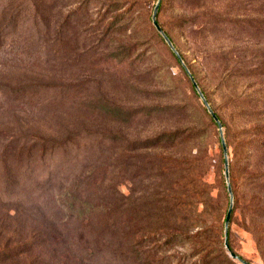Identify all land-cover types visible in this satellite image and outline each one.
<instances>
[{
	"label": "rangeland",
	"instance_id": "1",
	"mask_svg": "<svg viewBox=\"0 0 264 264\" xmlns=\"http://www.w3.org/2000/svg\"><path fill=\"white\" fill-rule=\"evenodd\" d=\"M156 3L0 0V134L66 143L36 163H12L23 179L19 187H6L16 188L7 197L11 214L31 200L35 176L61 182L97 160L106 173L103 162L114 155L111 136L134 141L172 134L189 124L180 121L185 114L194 123L193 139L176 134L167 139L168 151L203 150L205 180L224 232L230 196L220 130L153 25ZM158 20L223 123L233 190L231 247L250 264H264V192H256L249 177L264 172L258 149L264 136L254 133L264 132V0H163ZM3 162L0 155V197ZM108 171L117 176L113 165ZM128 179L119 190L131 199L142 196L144 182L133 167ZM0 264L57 262L48 251L10 250L0 252Z\"/></svg>",
	"mask_w": 264,
	"mask_h": 264
},
{
	"label": "trees",
	"instance_id": "2",
	"mask_svg": "<svg viewBox=\"0 0 264 264\" xmlns=\"http://www.w3.org/2000/svg\"><path fill=\"white\" fill-rule=\"evenodd\" d=\"M162 4L163 0L159 11ZM157 21L159 23L158 15ZM179 53L184 61L183 54ZM173 55L193 91L197 92L185 66L174 52ZM186 67L189 69L188 65ZM201 90L209 102L205 91ZM183 109L178 107L180 111ZM179 116L182 125L189 124L184 129L179 128L181 131L175 129L172 134L162 132L134 141L111 136L108 140L114 144V155L103 162L106 173L102 174L96 166L97 160L94 165L86 164L78 173L65 176L61 182L56 176H35L38 183L32 190L31 200L23 204L25 208L23 205L16 208L15 214H11L13 208L7 197L11 198L16 188L7 190L6 187H13L12 184L19 187L23 177L14 173L12 163L18 166L36 163L44 154L66 143L53 144L44 139L12 140L0 134L5 173L2 176L5 196L0 197V252L48 251L57 264H239L224 248L220 207L205 180L207 156L194 145L173 155L168 151L167 139L171 140L176 134L188 132L187 142L193 139L191 125L194 123L189 122L185 114ZM210 118L218 126L211 114ZM258 131L255 135L264 136V132ZM258 149L264 152L263 142ZM112 165L117 176L110 177L108 170ZM131 167L144 182L143 195L134 199L119 190L122 182L129 181ZM249 177L255 191L264 192V172L257 170ZM259 201L262 212L264 205ZM28 211L32 214H27ZM229 245L235 252L230 241ZM170 250L174 254L166 256ZM162 253L165 255L160 257Z\"/></svg>",
	"mask_w": 264,
	"mask_h": 264
},
{
	"label": "water",
	"instance_id": "3",
	"mask_svg": "<svg viewBox=\"0 0 264 264\" xmlns=\"http://www.w3.org/2000/svg\"><path fill=\"white\" fill-rule=\"evenodd\" d=\"M162 0H157V3L154 7L153 10V14H152V21H153V25L155 26L156 30L162 35V37L164 38V40L166 41V43L168 44V46L171 48V50L174 52V54L178 57L179 61L185 66L186 72L189 75L196 91L198 92L202 102L205 104L206 108L208 109L209 113L211 114V116L214 118V120L217 122L219 130H220V136H221V142H222V148H223V153H224V174H225V180H226V184H227V190L230 196V205L228 208V212L226 215V220H225V224H224V244H225V248L229 254V256L235 260L240 262L241 264H250L248 261L244 260L243 258H241L238 254H236L235 252H233L230 248L229 245V239H228V232H229V226H230V220H231V215L233 212V190H232V186L230 183V169H229V159H228V148H227V144L225 142L224 136H223V126L222 123L220 122L218 116L216 115V113L214 112V110L212 109L210 103L207 101L204 93L202 92L200 86L198 85L197 81L194 79L191 71L186 67L179 51L177 50V48L175 47V45L173 44V42L171 41V39L169 38V36L166 34V32L163 30V28L160 26V24L157 21V15H158V11H159V7L161 4Z\"/></svg>",
	"mask_w": 264,
	"mask_h": 264
}]
</instances>
